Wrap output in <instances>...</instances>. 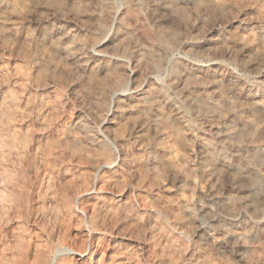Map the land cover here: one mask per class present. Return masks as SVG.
Returning <instances> with one entry per match:
<instances>
[{"label":"rangeland","instance_id":"obj_1","mask_svg":"<svg viewBox=\"0 0 264 264\" xmlns=\"http://www.w3.org/2000/svg\"><path fill=\"white\" fill-rule=\"evenodd\" d=\"M21 243L33 264H264V0H0V264Z\"/></svg>","mask_w":264,"mask_h":264},{"label":"bare ground","instance_id":"obj_2","mask_svg":"<svg viewBox=\"0 0 264 264\" xmlns=\"http://www.w3.org/2000/svg\"><path fill=\"white\" fill-rule=\"evenodd\" d=\"M167 1V0H166ZM229 1V0H228ZM236 1V0H235ZM75 2V1H74ZM152 2V1H151ZM82 3V2H81ZM77 4V3H76ZM18 5V4H17ZM153 6V5H152ZM16 7H18V6H16ZM151 7V6H150ZM154 8V7H153ZM163 8L164 7H159V9L160 10H163ZM175 8H177V7H175ZM61 9V8H60ZM158 9V8H157ZM156 9V10H157ZM173 9V8H172ZM155 10V11H156ZM158 11V10H157ZM174 12V11H173ZM119 13V12H118ZM175 13V12H174ZM147 14V13H146ZM76 15V14H75ZM135 15V14H134ZM78 17V16H77ZM85 17V16H84ZM119 18V17H118ZM113 23V22H112ZM171 28V27H170ZM169 29V28H168ZM171 32V31H170ZM116 37L118 36V35H115ZM107 37V36H106ZM105 37V38H106ZM148 38H149V42L152 44V43H154L155 41H157L162 47H167L168 46V44H169V41L167 40V38H165V37H155V36H153L152 34H149L148 35ZM121 39H123V38H121ZM111 41V40H110ZM105 44V40L104 41H100V43H97L95 46H94V48H92V50H93V52L90 54V56L88 55V57H89V62H88V68L90 67L91 68V64L92 63H95V62H98L99 64L100 63H103V62H109V61H111V59L110 58H112V57H109L108 55H106L105 53H102L103 51H102V46ZM132 46V45H131ZM110 48V47H109ZM141 50V49H140ZM158 51V50H157ZM154 53V51L151 49V48H146V49H142V51H140V53L137 55V56H135L136 58L137 57H141V58H138L139 60H144L145 59V57H147V56H151L152 58L150 59V62H148V61H146V59H148V58H146L145 60H144V63L142 64V66L143 67H149L150 66V68H159V67H162L163 66V64L164 63H168L166 60H165V62H164V59H163V56H162V53L161 54H157V55H152ZM114 59V58H113ZM139 60H137L136 59V62L137 63H139ZM115 61V60H114ZM121 62V61H120ZM177 62V61H176ZM111 63V62H110ZM115 63V62H114ZM113 63V64H114ZM116 63H118V62H116ZM134 64V63H133ZM105 66V65H104ZM185 66V65H184ZM107 67V66H106ZM114 67V66H113ZM104 67H102V69H103ZM85 69V68H84ZM164 69H165V67H164ZM183 70H184V68H183ZM182 70V71H183ZM196 70V69H195ZM98 71H100V70H98ZM86 72H88V71H86ZM103 72V71H102ZM138 73V72H137ZM89 74V73H88ZM139 74V73H138ZM134 77V76H133ZM185 77V76H184ZM150 78V77H149ZM176 78V77H175ZM155 80V79H154ZM184 80V79H183ZM156 81V80H155ZM182 81V80H181ZM136 83V82H135ZM142 83V82H141ZM169 83V82H168ZM166 84V85H162L161 86V84L160 85H156V86H153L152 85V87H151V85H149L148 87L146 86V88L143 90V92L140 94V95H138V96H136V97H133L132 96V98H130L129 100V105H131V106H136V108L138 109V110H149V109H151V108H153V109H160L161 108V105H160V103L161 102H163V101H165V102H171V98H169V88L171 87V83L170 84ZM174 83V82H173ZM143 84V83H142ZM156 84V83H155ZM133 85V84H132ZM126 86H128L127 84H126ZM141 86V85H140ZM139 86V87H140ZM125 87V86H124ZM179 87V86H178ZM127 89H125V90H123V91H126ZM131 90V89H130ZM122 91V92H123ZM124 93V92H123ZM123 93H121V94H119V93H113V95L111 96L112 98H114V97H116V96H122V94ZM131 95V94H130ZM135 95V94H134ZM30 96V95H29ZM129 97V96H128ZM125 99V98H124ZM196 103V102H195ZM171 104V103H170ZM169 105V104H168ZM197 106V105H196ZM171 109L173 110V111H176L177 113H179L180 111L178 110L179 109V107H177V106H175V105H173V104H171ZM130 111V110H129ZM154 111V110H153ZM153 111H151V112H153ZM169 111V110H168ZM172 111V112H173ZM119 112V111H118ZM138 112V111H137ZM155 112V111H154ZM131 114V113H130ZM155 114H156V112H155ZM159 114V113H158ZM162 114V113H161ZM174 115V114H173ZM107 116V115H106ZM111 116V115H110ZM103 118V117H102ZM107 119V118H106ZM125 119V118H124ZM167 119H169V121L172 119V118H170V115H169V117L168 116H166L165 117V115H163L159 120H158V124L157 125H155L156 126V128L157 129H160L161 130V132H164L165 130H168V128H169V125H168V121H167ZM178 120V119H177ZM107 121V120H106ZM104 122V121H103ZM261 123V122H260ZM179 125H181V124H179ZM105 126V125H104ZM139 126H141V125H139ZM154 126V125H153ZM153 132V131H152ZM176 132V131H175ZM140 133V132H139ZM166 138V137H165ZM168 141V140H167ZM170 142V141H169ZM204 149V148H203ZM157 152V151H156ZM167 152V154H165ZM163 154H164V156L165 157H167L169 160H168V165L170 166V167H172V166H174L175 168L177 167V164H176V161H175V159L173 160L172 158H170L169 156H170V152H168V151H166V150H164L163 149ZM162 154V155H163ZM176 155H178V154H176ZM178 157V156H177ZM179 160H181V159H179ZM182 162V161H181ZM184 163V162H183ZM176 164V165H175ZM165 165V164H164ZM160 167V166H159ZM162 167V166H161ZM99 168V167H98ZM190 168V167H189ZM80 169V168H79ZM100 169V168H99ZM189 170V169H188ZM260 171V170H259ZM76 174V173H75ZM204 174V173H203ZM78 175V174H77ZM67 176V175H66ZM86 177V176H85ZM57 181V180H56ZM198 185V184H197ZM195 187V186H194ZM75 188V187H74ZM199 189V188H198ZM73 195V194H72ZM74 207V206H73ZM184 207V206H183ZM88 235V234H87ZM30 240V239H29ZM41 243V242H40ZM89 246V245H88ZM45 247V246H44ZM29 248H30V246L28 245V244H23V243H21L20 245H19V248L17 249L18 250V252H17V256H16V258L12 261V263L11 264H33V262L30 260V258H29V254H28V252H29ZM35 248V247H34ZM90 248V247H89ZM87 247H84L83 249H82V251H78V252H76V254H77V258H76V261H78V262H81V264H87L86 262L88 261V260H91V258H92V256H93V254H94V252H96V249L94 248V249H92L91 250V253H88V251H87ZM64 252H69V251H72V250H70V249H67V250H63ZM32 252V251H31ZM34 252V251H33ZM16 254V253H15ZM53 254H55V253H53ZM75 254V253H74ZM42 254H41V251L39 250V248L38 247H36V249H35V255H34V258L35 259H37V258H39L40 256H41ZM58 256V255H57ZM102 257H104L103 255L100 257V259L98 260V263L97 264H104V262L102 261ZM84 258H86L85 260H84ZM62 259V258H61ZM47 264H63L62 263V261H58V263H57V258H56V255H52V256H50V258H49V260L47 261Z\"/></svg>","mask_w":264,"mask_h":264}]
</instances>
